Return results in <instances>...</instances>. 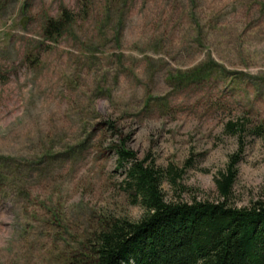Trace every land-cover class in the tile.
<instances>
[{
  "label": "rangeland",
  "instance_id": "obj_1",
  "mask_svg": "<svg viewBox=\"0 0 264 264\" xmlns=\"http://www.w3.org/2000/svg\"><path fill=\"white\" fill-rule=\"evenodd\" d=\"M118 143L182 170L166 201L221 200L235 155L226 204L264 198V0H0V264H68L143 215Z\"/></svg>",
  "mask_w": 264,
  "mask_h": 264
},
{
  "label": "trees",
  "instance_id": "obj_2",
  "mask_svg": "<svg viewBox=\"0 0 264 264\" xmlns=\"http://www.w3.org/2000/svg\"><path fill=\"white\" fill-rule=\"evenodd\" d=\"M70 19L63 10L56 18L45 19L43 37L55 41ZM112 150L117 165L126 164L121 189L144 213L136 221L103 222L87 250L68 264H264V198L242 208L226 204L236 155L214 178L221 200L182 202L164 200L160 190L162 180L176 185L182 170L146 165L122 143Z\"/></svg>",
  "mask_w": 264,
  "mask_h": 264
}]
</instances>
